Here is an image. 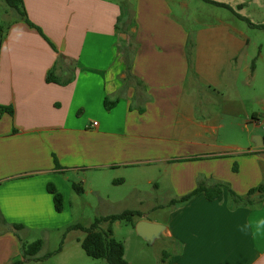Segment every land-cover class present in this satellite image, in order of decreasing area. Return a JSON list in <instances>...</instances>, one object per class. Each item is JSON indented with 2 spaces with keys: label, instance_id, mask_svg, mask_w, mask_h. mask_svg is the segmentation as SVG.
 Masks as SVG:
<instances>
[{
  "label": "crops",
  "instance_id": "crops-1",
  "mask_svg": "<svg viewBox=\"0 0 264 264\" xmlns=\"http://www.w3.org/2000/svg\"><path fill=\"white\" fill-rule=\"evenodd\" d=\"M9 8L0 30V264L32 262L22 255L31 243L16 233L60 232L80 197L73 185L88 176L106 202L141 203L144 185L165 194L149 211L167 219L136 222L167 228L161 239L173 252L158 264H264V201L230 205V192L264 186V57L245 30L225 19L194 28L172 0H137L128 12L106 0H22L24 16ZM126 184L122 197L104 194ZM198 187L221 194L174 203Z\"/></svg>",
  "mask_w": 264,
  "mask_h": 264
},
{
  "label": "rangeland",
  "instance_id": "rangeland-1",
  "mask_svg": "<svg viewBox=\"0 0 264 264\" xmlns=\"http://www.w3.org/2000/svg\"><path fill=\"white\" fill-rule=\"evenodd\" d=\"M111 3H118L127 12L134 8L137 0H106ZM174 11L181 16L184 21L196 28L201 24H209L219 19H225L238 27L245 30L250 39L251 48H255V53H261L264 57V32L251 28L245 21L240 20L234 13L229 10L213 6L205 3L203 0H172ZM222 4H226L235 9L236 13L246 18L252 24H264V0H210ZM178 3L185 4L182 11ZM241 5L242 10L237 7ZM10 8L5 0H0V30L5 31L8 24L12 22V18H8ZM11 13V12H10ZM263 64V65H262ZM261 64V71L264 73V60ZM263 134V133H262ZM91 175V174H90ZM86 185H83L84 194L80 195L77 201L73 203L74 210L71 216H65L62 219L65 227L60 231H52V233H42L39 231L16 233L17 238L34 243L38 240L43 241L44 247L38 256L45 257L50 253H54L62 245V253L54 254L52 257L39 262H28L26 264H106L103 259H93L88 257L81 248L80 242L85 238L82 231L67 230L74 224H81L88 228L96 218L108 217L120 214L125 211L137 210L142 216H147L149 220H154L164 215V211L151 212V206L156 204H165V194H155L153 189L148 186H142L144 193L142 194V202H136L134 198H128L125 201L106 202L100 200L91 192L92 176H88ZM78 185L81 183L78 182ZM112 187V186H111ZM131 185L126 184L121 187H112L104 189V194H118L122 197L128 193ZM152 191H151V190ZM116 196V195H115ZM167 213V212H166ZM165 214L164 219H167ZM139 217H133V223L115 222L114 224L102 223L100 231H106L109 227L112 230V237L123 244L125 248V259L128 264H158L161 262L163 253H172L173 248L169 246L164 239L156 241L151 245L136 234V222ZM24 241V242H25ZM165 259V257H164Z\"/></svg>",
  "mask_w": 264,
  "mask_h": 264
},
{
  "label": "trees",
  "instance_id": "trees-1",
  "mask_svg": "<svg viewBox=\"0 0 264 264\" xmlns=\"http://www.w3.org/2000/svg\"><path fill=\"white\" fill-rule=\"evenodd\" d=\"M7 5L19 12H21L22 16H24V12L21 11L22 0H5ZM205 3L211 4L216 7H220L234 13L240 20L245 21L251 28L256 30H261L264 32V24L255 25L248 21L246 18L242 17L238 13H236L235 9L226 4L203 0ZM238 10H242V6L239 5L237 7ZM33 26L32 24H29ZM114 103L105 102V108L110 110L113 107ZM73 189L79 195L83 194V188L81 185L74 184ZM49 192L53 194L55 209L58 213H61L63 210V200L62 196L55 191L54 188H49ZM203 192L206 196V199L209 201H214L219 198L221 194V187H213V188H205L198 187L191 194L182 197L179 201H175V204H184L190 201L193 197H195L198 193ZM256 194H259L257 199H253ZM264 201V186H259L250 190L246 196H238L233 192H230V205L232 208L240 207V206H251L256 207L259 203ZM138 216L141 218V213L137 211H125L120 214L111 215L103 218H96L90 227L86 228L81 224H74L70 226L67 230L69 231H82L85 233V238L80 242L81 248L85 252V254L93 259H103L106 264H128L125 260V248L123 244L116 241L112 237V230L109 227L106 231H100V225L102 223L114 224L115 222H126L133 223V217ZM16 230H22L23 227L16 225ZM22 241V240H20ZM62 243L58 250L54 253H50L46 255L43 259H38V255L40 254L43 241L38 240L29 245L22 243V255L26 261H41L47 258L52 257L54 254L61 252ZM14 264H23V262H16Z\"/></svg>",
  "mask_w": 264,
  "mask_h": 264
},
{
  "label": "water",
  "instance_id": "water-1",
  "mask_svg": "<svg viewBox=\"0 0 264 264\" xmlns=\"http://www.w3.org/2000/svg\"><path fill=\"white\" fill-rule=\"evenodd\" d=\"M260 139V138H259ZM254 145H258L253 142ZM136 234L145 242L154 245L165 234L167 228L164 225L151 223L147 220H141L136 224Z\"/></svg>",
  "mask_w": 264,
  "mask_h": 264
},
{
  "label": "built area",
  "instance_id": "built-area-1",
  "mask_svg": "<svg viewBox=\"0 0 264 264\" xmlns=\"http://www.w3.org/2000/svg\"><path fill=\"white\" fill-rule=\"evenodd\" d=\"M93 125H94V126H97V123H94Z\"/></svg>",
  "mask_w": 264,
  "mask_h": 264
}]
</instances>
